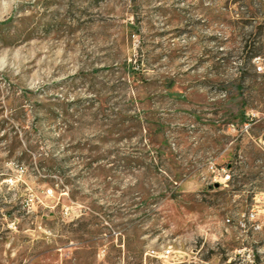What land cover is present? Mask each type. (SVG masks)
Returning a JSON list of instances; mask_svg holds the SVG:
<instances>
[{
	"label": "rangeland",
	"instance_id": "1",
	"mask_svg": "<svg viewBox=\"0 0 264 264\" xmlns=\"http://www.w3.org/2000/svg\"><path fill=\"white\" fill-rule=\"evenodd\" d=\"M257 57L264 0H0V264H264Z\"/></svg>",
	"mask_w": 264,
	"mask_h": 264
},
{
	"label": "built area",
	"instance_id": "2",
	"mask_svg": "<svg viewBox=\"0 0 264 264\" xmlns=\"http://www.w3.org/2000/svg\"><path fill=\"white\" fill-rule=\"evenodd\" d=\"M254 63L256 64V69L260 74H264V61L262 58H255ZM260 118L254 114L247 115V121L242 126L240 133L243 136H249L252 138V130L254 126L258 123ZM255 145L263 152L264 154V136L259 138H253ZM210 171L214 175L212 182L214 184H227L232 180L231 169L225 167H218L216 164H211ZM167 255H170L171 251L168 250Z\"/></svg>",
	"mask_w": 264,
	"mask_h": 264
},
{
	"label": "crops",
	"instance_id": "3",
	"mask_svg": "<svg viewBox=\"0 0 264 264\" xmlns=\"http://www.w3.org/2000/svg\"><path fill=\"white\" fill-rule=\"evenodd\" d=\"M259 121H260V120H259ZM259 121H258V122H259ZM228 131H229V130H228ZM254 131H255V129L253 128L252 133H251L252 138L250 137V138L252 139V141H253V138H259V137H263V136H264V132H263L260 136H255V135L253 134ZM253 143H254V141H253ZM254 144H255V143H254Z\"/></svg>",
	"mask_w": 264,
	"mask_h": 264
},
{
	"label": "trees",
	"instance_id": "4",
	"mask_svg": "<svg viewBox=\"0 0 264 264\" xmlns=\"http://www.w3.org/2000/svg\"><path fill=\"white\" fill-rule=\"evenodd\" d=\"M21 160H24V158H23V159H21Z\"/></svg>",
	"mask_w": 264,
	"mask_h": 264
}]
</instances>
